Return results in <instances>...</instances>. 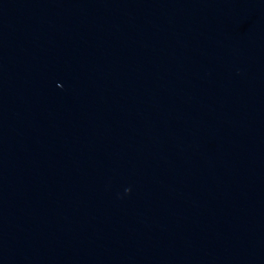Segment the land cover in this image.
<instances>
[{
    "label": "water",
    "instance_id": "obj_1",
    "mask_svg": "<svg viewBox=\"0 0 264 264\" xmlns=\"http://www.w3.org/2000/svg\"><path fill=\"white\" fill-rule=\"evenodd\" d=\"M0 264H264V0H0Z\"/></svg>",
    "mask_w": 264,
    "mask_h": 264
}]
</instances>
